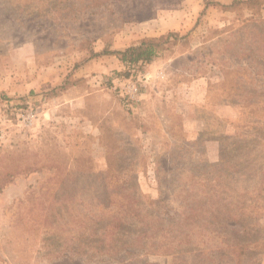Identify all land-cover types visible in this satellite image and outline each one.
Wrapping results in <instances>:
<instances>
[{
  "label": "rangeland",
  "instance_id": "rangeland-1",
  "mask_svg": "<svg viewBox=\"0 0 264 264\" xmlns=\"http://www.w3.org/2000/svg\"><path fill=\"white\" fill-rule=\"evenodd\" d=\"M0 86V264H264V0H0ZM131 194L162 235L250 216L101 251Z\"/></svg>",
  "mask_w": 264,
  "mask_h": 264
},
{
  "label": "trees",
  "instance_id": "trees-1",
  "mask_svg": "<svg viewBox=\"0 0 264 264\" xmlns=\"http://www.w3.org/2000/svg\"><path fill=\"white\" fill-rule=\"evenodd\" d=\"M171 38H174V35L170 34L165 39L160 40H144L140 45L130 47L116 54L121 56V60L124 63L135 64L141 61L149 62L157 55L162 44L168 43ZM138 201L137 197L131 194V196L127 198L129 208L124 212L123 217L127 218L126 221L122 222V218L118 223L112 224V230L110 231V228H103L102 231L105 233L104 239L105 242L107 241L108 243H104V245L101 246V251L110 244V250L114 253L112 255H118L123 251L125 254L130 255L131 251L129 249H135L147 255L158 253L174 255L178 249H182L183 244H190L192 242L193 234L183 230V226L186 225L190 231H193L195 229L194 227L200 224L202 220H205V223L213 228H215V226L220 227L224 220L228 224H243L246 222L245 218L250 216V214L242 213L226 218L223 213H218L216 210L215 212H209V214H207V212H199L192 207L190 208V212L184 215V224L176 225V227L179 228L178 230L174 229L172 230L174 231L172 234L165 233L162 235L160 233L161 229L154 228V223L158 217H155L153 222H146L148 218L140 212L137 206ZM136 223L139 225H136ZM164 227L165 226H161L160 228ZM95 232H97V230H95ZM111 233L112 236H114L112 242L111 239L109 240L108 238V235H111ZM234 242H239V239L234 240ZM233 246L236 247L230 250V254L234 258L244 253V248L239 247L240 244L233 243ZM83 248H85V246ZM237 252H239V254H237Z\"/></svg>",
  "mask_w": 264,
  "mask_h": 264
},
{
  "label": "crops",
  "instance_id": "crops-1",
  "mask_svg": "<svg viewBox=\"0 0 264 264\" xmlns=\"http://www.w3.org/2000/svg\"><path fill=\"white\" fill-rule=\"evenodd\" d=\"M3 86H0V90L2 89Z\"/></svg>",
  "mask_w": 264,
  "mask_h": 264
}]
</instances>
